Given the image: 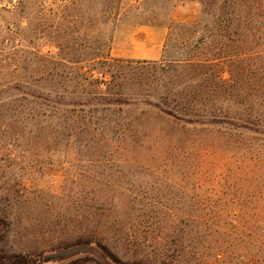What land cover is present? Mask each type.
<instances>
[{
	"label": "rangeland",
	"instance_id": "rangeland-1",
	"mask_svg": "<svg viewBox=\"0 0 264 264\" xmlns=\"http://www.w3.org/2000/svg\"><path fill=\"white\" fill-rule=\"evenodd\" d=\"M222 3L0 0V264H264V135L236 126L264 118V0L236 7L253 22H219ZM108 54L129 63L101 65ZM193 54L213 83L154 71ZM62 87L104 93L88 126L43 115ZM205 216L253 226L213 233Z\"/></svg>",
	"mask_w": 264,
	"mask_h": 264
},
{
	"label": "trees",
	"instance_id": "trees-1",
	"mask_svg": "<svg viewBox=\"0 0 264 264\" xmlns=\"http://www.w3.org/2000/svg\"><path fill=\"white\" fill-rule=\"evenodd\" d=\"M223 0V3L221 7L219 8V14L217 16V20L219 22H253V20H257L255 18V14L246 15L243 13V8L240 10L236 7L240 6L243 7L244 5H256L254 3V0ZM204 13V11H203ZM217 15V14H215ZM181 28H186L185 24H182L180 26ZM205 37H202L200 39L201 42H203ZM192 56V55H191ZM196 57V54H193V56L190 58V56H184L177 59H173L170 62L165 61H155L153 64L155 65L154 71H159L161 74L165 77H172L175 75V72H177V68H190V71H193L195 76H193L191 79L200 78L202 80H205L207 82L213 83L214 80L218 78L216 76L214 71V62L210 63V60L206 59H200V58H194ZM101 65H106L109 68L114 66L115 64H120L123 66V63H129V61H126L121 58H114L110 54L106 56H97L96 58ZM216 59V58H215ZM213 59V61L215 60ZM102 68H98V72L102 74V76H105V72L100 70ZM96 70V69H94ZM82 78L84 79V84H87L90 82V84L96 83L99 87V85L102 83L101 78L97 77L95 73L93 74H87L83 73ZM112 80L115 81V75L112 74ZM164 89L166 93H173L175 88H173L170 85V82L166 83L164 86ZM74 90H71V88L62 87L58 91V96L55 101L56 105L53 106L54 110H52L50 113L44 112L43 115L49 114V116H56L61 115L63 116L66 121H71L72 118L75 116V114H82V119L84 122V125L88 126L90 123V119L92 118V112H93V105L94 104H102L103 101H105L104 93L97 88L96 91H87V94H92V98L90 100H79V98H75L73 96ZM86 93V91H83ZM96 101V102H93ZM120 103L127 102V100H119ZM147 104L161 108V110L165 113H167L170 116H173L179 121L185 122V123H200V124H211L216 123L218 120L217 115L214 113H211L210 116L202 118L201 114L196 108H186L184 106H179L178 103L174 104H168L167 102H164L161 104L159 101H153L148 100ZM88 116V119L86 118ZM59 117V116H58ZM57 118V117H56ZM27 119H34V114H30ZM67 121V122H68ZM70 126V124H68ZM67 126V127H68ZM236 126L238 128H244L245 130L253 133L254 135H264V118H259L258 116L250 117L249 119L245 120L243 123H237ZM195 221V218L193 216L188 217V223H192ZM203 230H213V233H217L220 228L223 226L225 228L226 226H236L241 227L243 229H248L253 226L252 223H247V220L240 216H235L231 220L225 219L223 217H209L205 216L201 218L200 221ZM222 223V224H221ZM222 225V226H221ZM220 227V228H219ZM27 260H21L19 261L20 264H27ZM17 264V263H16Z\"/></svg>",
	"mask_w": 264,
	"mask_h": 264
}]
</instances>
